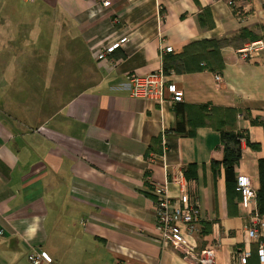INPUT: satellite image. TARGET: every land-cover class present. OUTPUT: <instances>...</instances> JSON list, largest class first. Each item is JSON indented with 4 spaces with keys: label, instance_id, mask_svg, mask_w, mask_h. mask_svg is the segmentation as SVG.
Returning <instances> with one entry per match:
<instances>
[{
    "label": "crops",
    "instance_id": "obj_1",
    "mask_svg": "<svg viewBox=\"0 0 264 264\" xmlns=\"http://www.w3.org/2000/svg\"><path fill=\"white\" fill-rule=\"evenodd\" d=\"M30 1L75 23L89 66L86 87L40 126L20 132L0 117V264H23L32 250L51 257L45 264H196L157 232L154 187L179 171L200 204V252L239 264L238 250L259 249L264 232L251 241L246 228L258 212L264 158V50L249 60L240 52L263 40L264 0ZM169 46L174 53H163ZM165 65L181 103L130 96L131 75ZM26 77L0 73V94L30 91ZM2 78L15 81L7 87ZM178 108L185 132L176 130ZM224 132L244 138L236 182L251 181L249 210L229 193Z\"/></svg>",
    "mask_w": 264,
    "mask_h": 264
},
{
    "label": "rangeland",
    "instance_id": "obj_2",
    "mask_svg": "<svg viewBox=\"0 0 264 264\" xmlns=\"http://www.w3.org/2000/svg\"><path fill=\"white\" fill-rule=\"evenodd\" d=\"M88 63L82 34L64 14L30 0H0V73H26L19 79L30 90L0 94V117L16 131L36 128L64 108L86 87ZM1 80L7 87L15 81Z\"/></svg>",
    "mask_w": 264,
    "mask_h": 264
},
{
    "label": "built area",
    "instance_id": "obj_3",
    "mask_svg": "<svg viewBox=\"0 0 264 264\" xmlns=\"http://www.w3.org/2000/svg\"><path fill=\"white\" fill-rule=\"evenodd\" d=\"M104 7H110V1H104ZM163 22L166 20L163 19ZM126 39L114 44L106 51L102 52L99 60H105L108 55L120 48ZM264 50V40L251 43L241 50L242 56L249 60L257 56ZM163 53H174V48L164 47ZM174 73L167 74L164 69L148 75L133 74L129 77V91L133 99L150 101L164 107L168 99L173 103H181L184 99V92L178 90L170 78ZM216 82H222L220 74L215 75ZM167 95H170L168 98ZM243 147L247 148V143L243 141ZM168 169V166H166ZM169 176V175H168ZM176 189L175 194L172 190ZM237 191L241 194V204L246 209L251 208L250 199L255 195L251 181L246 176L237 179ZM154 192L156 201L157 232L164 247H172L178 251L185 259L196 261V264H217L216 251L207 249L199 251L198 234L202 223L200 204L198 197L190 192L189 181L183 171L174 173L172 177H167L164 185H156ZM247 237L251 241H258L264 232V216L259 212L252 214L251 224L246 228ZM0 235L3 232L0 231ZM252 256L249 249L238 250L235 253V260L239 264H247ZM259 259L264 264V244L259 248ZM31 264L52 263V259L46 253L32 250L28 255Z\"/></svg>",
    "mask_w": 264,
    "mask_h": 264
},
{
    "label": "trees",
    "instance_id": "obj_4",
    "mask_svg": "<svg viewBox=\"0 0 264 264\" xmlns=\"http://www.w3.org/2000/svg\"><path fill=\"white\" fill-rule=\"evenodd\" d=\"M244 33L245 32L242 33V36L244 35ZM263 40H264V36H263ZM217 59H219L220 62L222 63V58L218 54H215L214 60L217 61ZM165 63H166V59H165ZM165 72L167 74L169 73V70L166 65H165ZM180 112L181 111L178 108L176 112L178 114L176 130L178 132H185L187 122L185 117L181 116ZM227 113H232L233 115H236V113H234L233 111ZM205 117L211 120V115L210 116L205 115ZM242 139H244L242 135H238L233 132L230 133L224 132L222 134V140L223 143L225 144L224 166L226 171V180L228 184L229 193L230 195L234 194L235 196H239L240 199H241V194L237 191L236 167L241 159L242 153H241L240 140ZM246 141L248 144H250L248 139H246ZM259 182H260V188L258 190V212L260 215L264 216V158L259 160ZM192 194L196 196V193L192 192ZM252 257H257L259 259V249L252 251Z\"/></svg>",
    "mask_w": 264,
    "mask_h": 264
}]
</instances>
